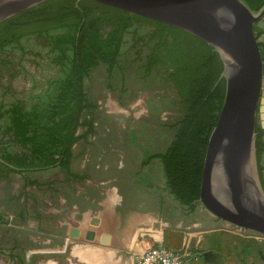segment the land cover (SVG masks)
Wrapping results in <instances>:
<instances>
[{
	"label": "rangeland",
	"instance_id": "obj_1",
	"mask_svg": "<svg viewBox=\"0 0 264 264\" xmlns=\"http://www.w3.org/2000/svg\"><path fill=\"white\" fill-rule=\"evenodd\" d=\"M151 30L143 24L133 26L124 38L116 65L110 67L99 62L84 80L86 95L95 109L92 115L94 131L74 146L70 169L79 178L68 179V173L59 167L27 173L38 181L32 186L25 183L20 173L0 177V264H48L51 259L54 262L57 254L45 252L52 246L46 245L44 240L62 247L68 240L67 250L62 255L71 257L72 241L78 237L67 224L70 218L75 221L74 209L64 206V199L85 201L86 196L99 197L101 191L117 188L122 201L129 197L134 187L137 196L151 197V193L168 192L169 204L173 201L168 188L165 189L167 178L162 161L157 158L145 165L144 160L147 155L168 148L186 108L163 69L152 72L145 69L149 53L145 41ZM57 56L51 44L35 36L23 38L20 46L0 51L3 110L17 100L32 105L37 98L45 96L55 81L64 76V64L57 63ZM262 98L258 112L260 127L264 130V96ZM89 117L90 113L85 112L84 118ZM4 126L5 118L2 117L0 132ZM86 132V127L79 129L81 135ZM263 163L264 155L260 162L264 168ZM157 175L161 184H148L146 179ZM156 179L153 182H157ZM127 181L137 185L128 186L124 184ZM5 216L9 217L7 222ZM19 217L21 222L17 224L15 220ZM216 218L217 224L227 225L224 230L231 236L228 244L234 253L251 251L254 247L264 252L261 233Z\"/></svg>",
	"mask_w": 264,
	"mask_h": 264
},
{
	"label": "trees",
	"instance_id": "obj_2",
	"mask_svg": "<svg viewBox=\"0 0 264 264\" xmlns=\"http://www.w3.org/2000/svg\"><path fill=\"white\" fill-rule=\"evenodd\" d=\"M259 10L264 0H244ZM152 28L145 41L147 72L163 69L186 113L164 152L147 155L163 163L167 188L182 204L194 208L200 198L206 151L225 93L224 64L206 41L173 26L91 0H47L0 23V51L20 46L23 38H44L58 52L64 76L32 105L22 99L3 110L0 119V177L20 173L27 185H37L27 173L59 167L69 178L73 146L94 131V107L84 80L99 62L114 67L124 38L135 25ZM264 55V54H263ZM90 117L85 119L84 113ZM86 127L84 135L79 129ZM257 160L264 155V130L256 127ZM7 164V165H6Z\"/></svg>",
	"mask_w": 264,
	"mask_h": 264
},
{
	"label": "water",
	"instance_id": "obj_3",
	"mask_svg": "<svg viewBox=\"0 0 264 264\" xmlns=\"http://www.w3.org/2000/svg\"><path fill=\"white\" fill-rule=\"evenodd\" d=\"M45 1L0 0V23ZM91 1L186 31L220 54L226 93L209 138L198 203L216 217L264 235V187L255 147L264 96V5L252 10L244 0ZM86 238L93 240L95 233ZM204 256L215 262L222 258L217 251Z\"/></svg>",
	"mask_w": 264,
	"mask_h": 264
},
{
	"label": "crops",
	"instance_id": "obj_4",
	"mask_svg": "<svg viewBox=\"0 0 264 264\" xmlns=\"http://www.w3.org/2000/svg\"><path fill=\"white\" fill-rule=\"evenodd\" d=\"M158 172L160 174V170ZM158 176L147 178L148 184L160 185ZM154 178L157 182H153ZM124 184L137 185L129 181ZM132 190L122 201L117 188H107L99 197L86 196L85 201L64 199V206L74 209L75 221L70 218L67 224L78 239L72 241L71 257L62 255L67 250L68 240L63 247L44 240L46 245L52 246L45 252L57 254L54 262L51 259L48 264H132L145 249L159 245L189 254L184 264H264V252L257 247L234 253L228 244L231 236L225 234L227 225L217 224L216 216L198 203L191 208L170 194L173 201L169 204L168 192L140 197L136 195V188ZM19 218L17 224L21 222ZM89 231L95 233L93 240L86 238ZM207 251H217L222 255L221 260L215 262L206 258ZM58 256H62L61 259Z\"/></svg>",
	"mask_w": 264,
	"mask_h": 264
},
{
	"label": "built area",
	"instance_id": "obj_5",
	"mask_svg": "<svg viewBox=\"0 0 264 264\" xmlns=\"http://www.w3.org/2000/svg\"><path fill=\"white\" fill-rule=\"evenodd\" d=\"M188 255L162 245L151 246L137 255L132 264H184Z\"/></svg>",
	"mask_w": 264,
	"mask_h": 264
},
{
	"label": "flooded vegetation",
	"instance_id": "obj_6",
	"mask_svg": "<svg viewBox=\"0 0 264 264\" xmlns=\"http://www.w3.org/2000/svg\"><path fill=\"white\" fill-rule=\"evenodd\" d=\"M255 31L257 32V35H259V29H258V27L257 26H255ZM261 49H262V52H263V54H264V44L263 43H261ZM255 147H256V139H255ZM256 156H257V148H256ZM262 160V159H261ZM261 160H260V162H261ZM0 162H3L2 161V159L0 160ZM257 163H258V160H257ZM7 165V164H6ZM257 169H258V174H259V178H260V180H261V183H263L264 184V168H262V170H260V168H259V164H258V166H257ZM1 172V171H0Z\"/></svg>",
	"mask_w": 264,
	"mask_h": 264
}]
</instances>
